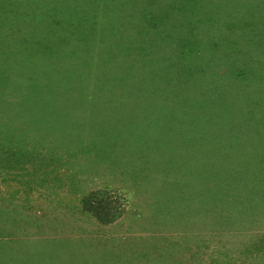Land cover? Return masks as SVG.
<instances>
[{"label": "rangeland", "instance_id": "obj_1", "mask_svg": "<svg viewBox=\"0 0 264 264\" xmlns=\"http://www.w3.org/2000/svg\"><path fill=\"white\" fill-rule=\"evenodd\" d=\"M203 1L199 18L184 9L162 26L168 43L131 23L143 0H0L1 136L50 158L33 177L0 172V264H39L42 250L47 264H264V206L234 224L223 194L199 210L208 175L228 167L230 126L221 118L215 139L213 88L199 73L189 84L187 66L237 0ZM93 196L112 202L111 223L86 210Z\"/></svg>", "mask_w": 264, "mask_h": 264}, {"label": "trees", "instance_id": "obj_2", "mask_svg": "<svg viewBox=\"0 0 264 264\" xmlns=\"http://www.w3.org/2000/svg\"><path fill=\"white\" fill-rule=\"evenodd\" d=\"M141 4L143 5L141 11L136 9L135 14H130L133 20L131 23H138L142 20L145 23L146 21L149 27H153L149 28L152 32L151 36L162 38V41L165 39L168 43L172 42V39L167 38V35L166 37L160 36L159 32L162 33L163 31L162 26L180 20L179 15L184 9H193L194 14H197L204 8L203 0H143ZM233 6H235L234 11L225 14L223 23L213 29L207 41L211 43V54L206 55L204 51L206 42L202 47H197L195 59L187 66V72L190 71L193 75L192 78H188L189 84L196 85L194 77L199 73L202 75L199 83L207 90L208 85L213 88L215 103L212 104L209 98L205 106L208 108V103L211 102L210 112L216 113L214 119H211L215 139L220 129L223 131L220 124L221 118L226 121V125L230 126L228 142L226 141L225 145L229 148L225 160L228 167L225 170L216 167L215 173L211 172L208 175L207 187L209 189H212L211 186L213 185L216 187L212 190L206 189L204 195L208 197L206 198L208 207L204 205L199 209H206L208 213L215 211L218 200L213 201L211 197L220 199L223 194L224 198L220 201L222 203L225 201L227 206L224 208L227 209L223 210L222 208L219 215L222 211L229 212L227 217L230 220L223 221L226 224H234L236 219L246 221L248 217L256 214L253 211L258 212L264 206V0H237ZM43 7L48 8L47 4H44ZM205 14L209 17L208 13ZM200 16L202 14L199 12L197 17ZM80 18L82 16L76 18L78 22L82 21ZM53 22L55 25L60 24L55 20ZM176 23L182 24L180 21ZM194 23L197 24V20ZM189 25L191 27L192 23ZM75 26L73 23L68 30L66 29V32L69 35H75ZM194 27L192 26L193 29H195ZM248 32L251 39L247 36ZM184 38L181 44H177L179 48L191 43H188V40ZM252 50L257 51V55H253ZM225 82H229V88ZM138 87L142 88L143 85H136L135 88ZM232 88L236 90V94L230 95L232 98L225 97L228 90ZM245 89L251 90L254 94L243 99V103H241L237 98ZM219 100L224 102L227 100L235 101L233 104L238 106H226L222 109ZM255 120L259 124L258 130L253 125ZM3 135L1 136L0 132V172H18L31 168L33 170L31 176L33 177L37 169L44 167L46 161H50L49 157L43 159L33 157L29 145L22 138L12 141ZM259 138L261 141L258 143ZM239 146L238 155H236ZM227 180L229 184L226 183ZM222 183L225 186L223 189L220 188ZM233 186H238V188ZM240 192L245 194L244 199L238 197ZM94 197L93 200L95 201L92 199H90L91 201H84V207L101 222L111 223L117 214L112 202L105 196L100 199ZM208 201L213 202L210 204ZM230 205L237 207V209ZM191 210H193L192 207H188L187 211ZM221 217L225 216L222 215ZM21 223L22 219H19L18 224ZM5 237L0 236V240H2L1 238L5 239ZM46 253L42 250L38 255L39 264H47L45 262L47 258L44 256ZM32 260L37 261L34 257H30L27 262L31 263Z\"/></svg>", "mask_w": 264, "mask_h": 264}]
</instances>
